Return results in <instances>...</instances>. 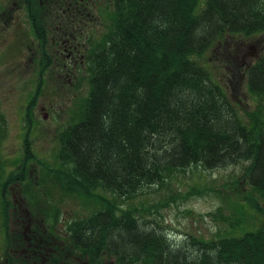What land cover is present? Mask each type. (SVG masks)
I'll use <instances>...</instances> for the list:
<instances>
[{
  "label": "trees",
  "instance_id": "obj_1",
  "mask_svg": "<svg viewBox=\"0 0 264 264\" xmlns=\"http://www.w3.org/2000/svg\"><path fill=\"white\" fill-rule=\"evenodd\" d=\"M111 16V33L89 55L87 96L58 133L65 171L56 183L78 198L96 197L99 186L111 194L103 193L99 210L68 223L72 248L88 264H264V0H116ZM242 37L262 42L242 73L257 106L247 114L202 58L216 44ZM35 91L26 106L29 126ZM33 159L25 139L16 171L3 178L0 168L7 241L6 194L9 186L26 184ZM240 161H249L245 181L259 197L241 209L249 206L256 217L239 218L214 237H172L156 218L117 203L163 184L176 170ZM28 211L32 219L42 209Z\"/></svg>",
  "mask_w": 264,
  "mask_h": 264
},
{
  "label": "rangeland",
  "instance_id": "obj_2",
  "mask_svg": "<svg viewBox=\"0 0 264 264\" xmlns=\"http://www.w3.org/2000/svg\"><path fill=\"white\" fill-rule=\"evenodd\" d=\"M110 11L113 10L110 8ZM105 18V22H110L109 13L105 14ZM104 31H106L105 36L111 33L109 26ZM23 42V39L18 38L15 32L5 40L0 34V168L2 177L15 172L17 166L22 164L25 139L28 140L34 155V159L28 163L27 171L30 178L26 180V184L17 182L9 186L6 194L11 207L12 203L18 205L17 209L8 210V234L15 232L11 228V220L12 223L15 220H24V224L16 231L20 235H15V239L11 235L7 241L3 230V217L0 214L1 264L4 261L9 264L11 260H16L20 264L21 255L25 256V262L28 260V264L33 261V258H29V255L33 254H42L38 260L36 258L37 264H47L50 255L60 258L61 262L57 264H88L80 259L76 250L72 248L68 223L75 219H84L91 212L99 210L100 202L106 199L104 194L108 197L111 194L99 186L96 191L97 196L93 197L97 199L95 201L93 198L84 196L74 197L66 193L63 186L56 183V176L65 171L57 159L58 133L70 123L74 113L79 111L80 104L86 98L90 86L88 81L84 82L83 88L76 95V92L74 94L69 91L68 87L60 86V82L56 84L54 80H50L48 78L50 74L45 73L44 70L31 64L26 66L25 62L28 59H24L25 62L22 61L24 57L20 48ZM224 42L213 46L202 58L215 79L224 84L223 87L228 91L237 109H242L246 114L250 113L257 106L248 93L242 73L245 67L256 60L261 51L262 42L258 38L243 37L239 38L236 44ZM42 73L44 80L39 79ZM37 89L39 92L31 107L32 125L29 126L25 117L26 106ZM248 166L249 161H240L213 169L191 166L176 170L166 177L163 184L145 186L137 195L122 198L117 203L122 208L137 209V213L140 211L144 215L156 218L160 223L168 226V233L172 237L182 238L189 232L211 238L218 233L227 232L230 223H235L239 218H242L243 222L244 217L246 221L256 217L249 206H247L248 209H241L243 205L241 203L247 202L248 198H259L245 181ZM23 187L29 190V195L23 196L21 191ZM35 205L38 206V210L42 209L41 212L35 211L36 218L40 220L29 219L28 208L36 207ZM57 214L58 217H56ZM26 220L31 224L25 225ZM55 222L56 230L60 231H57L60 235L57 241H54L51 236L47 239L46 234L43 233L42 237L39 236L43 230L48 232L49 227L54 229ZM34 226L37 228L35 229ZM23 231L28 238L26 241L22 236ZM17 238L19 240H16ZM15 243H19L20 249L26 248L25 254H20L21 250L14 252V249H17ZM21 263L24 261L22 260ZM104 264L115 263L107 259Z\"/></svg>",
  "mask_w": 264,
  "mask_h": 264
},
{
  "label": "flooded vegetation",
  "instance_id": "obj_3",
  "mask_svg": "<svg viewBox=\"0 0 264 264\" xmlns=\"http://www.w3.org/2000/svg\"><path fill=\"white\" fill-rule=\"evenodd\" d=\"M10 1L0 0V34L2 38L8 39L15 32L18 38L21 37L24 41L20 48H22V56L24 57L22 61L25 62L24 59H28L25 62L26 66L31 64L44 70L45 73L50 74L48 77L50 80H54L56 84L60 82V86L68 87L69 91L74 92V94L76 92L77 95L89 76L87 65L95 41L105 36V28L109 26L111 29L110 16L112 11L110 8L113 10L116 0ZM106 13H109L111 23L105 22ZM42 77L43 73L39 79L44 80ZM12 208L17 209L18 205L12 203ZM35 219L40 220L38 217ZM23 221L15 220L12 223L11 220V228L15 231L11 235H20L16 231L23 226ZM30 224L31 222H28V225ZM53 225L54 229L49 227L48 232L43 230L39 236L42 237L43 234H46L47 239L51 236L54 241H57L60 235L56 230V222ZM34 228L36 229L37 226ZM22 236L25 241L28 240L25 231H23ZM19 246V243H15L17 249L13 251L21 250L20 254H25L26 248L20 249ZM41 256L42 254L29 255L33 261L28 264H37V260ZM24 258L25 256L21 255L24 263L19 260L20 264H27L28 260L25 262ZM1 262L2 259L0 264ZM60 262L58 256L50 255L47 264Z\"/></svg>",
  "mask_w": 264,
  "mask_h": 264
}]
</instances>
